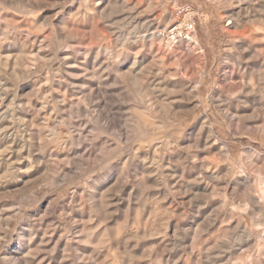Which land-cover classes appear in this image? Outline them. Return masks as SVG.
I'll list each match as a JSON object with an SVG mask.
<instances>
[{
    "label": "rangeland",
    "instance_id": "rangeland-1",
    "mask_svg": "<svg viewBox=\"0 0 264 264\" xmlns=\"http://www.w3.org/2000/svg\"><path fill=\"white\" fill-rule=\"evenodd\" d=\"M263 65L264 0H0V264H264Z\"/></svg>",
    "mask_w": 264,
    "mask_h": 264
},
{
    "label": "built area",
    "instance_id": "built-area-1",
    "mask_svg": "<svg viewBox=\"0 0 264 264\" xmlns=\"http://www.w3.org/2000/svg\"><path fill=\"white\" fill-rule=\"evenodd\" d=\"M175 24L169 29L157 33L158 42L167 50L185 44L190 46L197 45L195 38L194 12L189 7L180 8L175 13Z\"/></svg>",
    "mask_w": 264,
    "mask_h": 264
},
{
    "label": "bare ground",
    "instance_id": "bare-ground-1",
    "mask_svg": "<svg viewBox=\"0 0 264 264\" xmlns=\"http://www.w3.org/2000/svg\"><path fill=\"white\" fill-rule=\"evenodd\" d=\"M39 4H41V3H39ZM39 8V7H38ZM239 12V11H238ZM44 22V21H43ZM174 24H175V22L173 21V23H172V25L171 26H169V27H167L166 29H169V28H171V27H173L174 26ZM41 26V25H40ZM28 28V27H27ZM31 28V27H30ZM137 28V27H136ZM151 28H152V26H150V24L149 23H146L145 25H143V26H141V29H145V31H146V33H149L147 36H149V38H151L152 40H156V41H158L159 40V37L157 36V33H160V32H162L163 30H161V31H158V29H155V30H153L152 32H148L149 30H151ZM165 30V29H164ZM144 31V32H145ZM73 33V32H72ZM63 35V34H62ZM69 36H70V34H69ZM83 36V35H82ZM71 37V36H70ZM69 37V38H70ZM84 37V36H83ZM60 38V37H59ZM40 39V38H39ZM129 39V38H128ZM72 42V41H71ZM38 43V42H37ZM125 43V42H124ZM141 43V42H140ZM142 46V45H141ZM120 57V56H119ZM136 57V56H135ZM2 61V60H1ZM14 64V63H13ZM27 64V63H26ZM74 64V63H73ZM62 65V64H61ZM251 66V65H250ZM264 66V65H263ZM17 69V68H16ZM18 70V69H17ZM132 70V69H131ZM1 71V70H0ZM23 72V71H22ZM25 74V73H24ZM130 74V73H129ZM127 75V79H128V81L133 85V86H136V85H138L139 84V82H138V80L135 78L136 76H133L132 77V75ZM49 75V74H48ZM8 76V75H7ZM27 77V76H26ZM46 78V77H45ZM7 81V80H6ZM70 83V82H69ZM8 86V85H7ZM173 86V85H172ZM178 86V85H177ZM181 86V85H180ZM249 86V85H248ZM248 86H246L245 88H246V90H245V92L247 93V92H250V90H251V86H250V89H249V87ZM177 88V87H176ZM180 88V87H179ZM182 89H184V88H182ZM100 90V89H99ZM132 91V90H131ZM133 92V91H132ZM169 92V91H168ZM243 92V91H242ZM70 93V92H69ZM138 93H140V92H138ZM44 94V93H43ZM189 94V93H188ZM193 94V93H192ZM158 96V95H157ZM76 97H77V95H76ZM64 99V98H63ZM66 99V98H65ZM76 104V103H75ZM82 104V103H81ZM11 105V104H10ZM53 106V105H52ZM88 106V105H87ZM68 107V106H67ZM164 107V106H163ZM237 107V106H236ZM63 108V107H62ZM239 108V107H238ZM168 109V108H167ZM166 109V110H167ZM224 109V108H223ZM13 112V111H12ZM50 113V112H49ZM88 113V112H87ZM167 114V113H166ZM14 116V115H13ZM1 118H7V119H11L12 118V114L9 112V110L7 109V110H5V111H3V112H1L0 113V119ZM4 120V119H3ZM17 120H19L18 118H17ZM22 120H23V118H22ZM25 120V119H24ZM237 121V120H236ZM22 122V121H21ZM56 122V121H55ZM52 125V124H51ZM54 126V125H53ZM46 127V126H45ZM48 127V126H47ZM213 128V127H212ZM51 129V128H50ZM211 129V128H210ZM209 129V130H210ZM212 130V129H211ZM211 130L209 131V133H211ZM23 133V132H22ZM21 133V134H22ZM2 136V135H1ZM56 136H58V138H59V145H63V144H66L65 142L67 141V131L63 128V127H59V129L57 130V134H56ZM6 138L8 139V136L5 134V135H3V139L1 140V141H4L5 142V145L4 146H0V148L1 147H3V150L2 151H5V150H8V149H10V145H12L13 143H14V141H7L6 140ZM20 140L22 141V146H24L23 148H25V147H29L28 145H27V143L24 141V138H21L20 137ZM52 140V139H51ZM57 141V140H56ZM9 144V145H8ZM21 149V148H20ZM38 149V148H37ZM43 150V149H42ZM1 151V152H2ZM16 151V150H15ZM41 151V150H40ZM43 152V151H42ZM60 154V153H59ZM76 154V153H75ZM10 156V155H9ZM30 156V155H29ZM33 157V156H32ZM45 157V156H44ZM31 159V158H30ZM29 159V160H30ZM76 160V159H75ZM154 160V159H153ZM77 161V160H76ZM143 163V162H142ZM205 163V162H204ZM203 163V164H204ZM32 164V163H31ZM11 166V165H10ZM47 166V165H46ZM141 166V165H140ZM198 167V166H197ZM29 169V168H28ZM6 171V170H5ZM9 171V170H8ZM7 171V172H8ZM46 171V170H45ZM48 171V170H47ZM211 174V173H210ZM175 175V174H174ZM196 177V176H195ZM34 180V179H33ZM161 180V179H160ZM4 182V181H3ZM190 184H192V183H190ZM261 202L263 203V206H264V202L261 200ZM251 203L253 204V205H257V207L255 206V208L256 209H258V211L260 210V203H258V202H256V201H251ZM262 206V205H261ZM261 209H262V207H261ZM263 210V209H262ZM261 211V210H260ZM255 214V213H254ZM260 214V215H259ZM258 215V223H259V225L260 224H264V212H261V213H259ZM5 221V220H4ZM153 234V233H152ZM141 235V234H140Z\"/></svg>",
    "mask_w": 264,
    "mask_h": 264
}]
</instances>
